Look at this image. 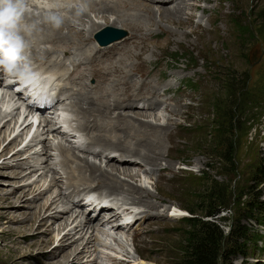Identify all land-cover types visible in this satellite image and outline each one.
Instances as JSON below:
<instances>
[{"label": "rangeland", "instance_id": "obj_1", "mask_svg": "<svg viewBox=\"0 0 264 264\" xmlns=\"http://www.w3.org/2000/svg\"><path fill=\"white\" fill-rule=\"evenodd\" d=\"M136 1H139L141 5L136 6L134 3H130L131 7L136 6V10H133L135 13L138 12L137 8L148 4L146 2L143 4L142 0ZM154 1L156 3L163 2V0ZM183 2L187 6L184 8L185 12L182 18L192 14L193 22L183 29L184 31L180 30L181 32L172 34V36H168L167 33L168 31L175 33V27L156 13L161 6L152 2L147 6L151 5L153 12L149 10L151 13H147L144 7L139 9L140 13L147 16L141 21L144 26L148 24L147 30L139 31V29H132L126 25L124 28L127 30L122 29L123 27H109L112 30L125 33V36L117 41L118 43L124 41L129 33L133 35L135 39L131 43L132 45L126 49H129L134 57L138 55L139 48L143 47L146 50L143 52V56L138 59L134 57L132 59L131 56L123 55L122 52V57L119 58L123 61L115 64L112 69L128 71L133 68L130 71L136 74L135 76L133 74L134 77L131 81L136 85L145 81L156 83L155 91L159 93L161 100L164 99L162 108L159 110L156 108L153 112H144L147 104L142 101L137 103L133 109H123L120 113L128 118L131 116L135 119L140 117L142 122L146 121L154 125L157 131L162 128L170 130V139L164 140L163 144L159 145V149L163 151L164 155L158 156L161 166L147 167L139 160L135 166H131L129 169L130 173L135 174L133 179L123 176V172L129 167L122 164V160H118V154L109 155L108 151L99 148L89 149L90 154L94 153L99 156L87 154L85 150H88L89 147L88 138L84 134L74 133V131L69 132L77 137L73 141L69 137L70 134L65 136L43 132L41 143H37L36 147L32 145L27 151L19 154L21 157L13 156L30 141L37 125L32 127L28 137L24 135L22 139H17V142L12 146L8 143L14 138L17 131L9 138H7L8 133L6 140L2 134L5 127L1 130L0 152L6 145H8V150L4 157L0 156V264H138L140 260L145 264H181L189 231L184 219L192 217L189 210L193 211L194 216L197 217L200 215V209L205 212L207 211L206 206L213 205L216 210H220L214 221L223 234L227 235L258 191L262 193V200H264V185L257 188L254 180L256 170L264 161V0H225L222 2L224 6L222 15H215L210 11L211 8L218 6L216 0H202L198 3L197 10L191 9L193 0H183ZM45 3L48 6H54L48 2ZM33 4L37 5V1ZM173 5L174 2L168 6L173 7ZM29 8L28 11L31 10ZM203 9L205 12H202ZM149 14L153 15L152 22ZM209 19H216L214 25L220 29V37L217 40H210L208 46L202 44L203 40L208 41L210 38L208 33L202 36L201 32L197 31L200 33L188 37L183 36L184 33L196 30V25H200L199 29L211 28ZM77 20L83 22V25L85 23L86 29L90 28L91 20L97 24H104L106 21L109 24L116 22L114 27L120 26L114 16L110 14L100 16L88 12L87 17L84 18L80 15ZM85 27L77 29L75 25L76 32L73 28L69 29V26L63 25V28H60L63 34L74 36L76 40L81 41L87 32ZM244 29L249 30V35H242ZM72 31L75 34H70ZM198 36L203 38L200 39ZM87 37L90 38L89 35ZM94 37L95 35L90 38V42L97 46ZM119 44L117 47H120ZM42 49L50 48L46 45H39L38 51L42 52ZM32 51L29 48L28 57H31ZM71 52L74 53L72 50ZM50 54L53 57L63 58L60 49L59 51L52 50ZM76 54L64 57L66 66L63 68L64 70H60V74L57 72L58 76L67 77L68 73L72 72L73 62L71 61ZM125 58L126 60H124ZM79 62L75 59V63L80 64L81 68L89 69L83 60H79ZM45 70L47 71V68ZM55 73L52 72V74ZM84 74L88 76L87 80H84L87 85L96 89L100 88L101 84L95 76H89L87 71H84ZM54 77L48 75L49 79L55 80V83L59 84L57 87L59 89L61 83L56 79L57 77ZM5 78L6 75L1 78V82ZM166 83H170V91L167 95H161V89ZM66 90L67 92L63 94V103L58 106L54 117L52 116L55 121L56 116L63 113L65 119L74 118L73 114L69 112L71 107H69L71 98L69 95L72 92L69 91V88ZM4 93L10 95L9 90L0 88V96ZM9 99L11 98H6L4 103L3 100H0V103L1 106H4L3 110L7 107L18 108L17 112H14L19 113L20 116L18 118L17 114L14 117L15 120L19 119L17 127L14 129L17 130L26 115L25 100L20 96L19 98L18 96L14 97V100L12 99L10 102ZM71 102L74 101L71 100ZM142 108L143 111H141ZM179 111L180 114H178ZM117 114L113 113V115ZM47 117L49 118V116ZM37 119L39 120L40 117ZM28 121L31 122L30 117ZM64 122L65 120L59 122L62 127L61 131L67 133L72 130L71 126L75 127L71 122H67L71 125ZM13 124L10 125L9 131L12 130ZM63 125L68 126L63 128ZM141 128L137 127L136 130ZM39 132H42L40 128ZM118 134V132L114 133L112 139H118L120 136ZM78 137L84 140L81 145ZM58 144L71 149L75 156H86L91 164L98 166L99 170L94 174H99L100 169L108 172L113 171V177L138 187L145 195H149L145 201L155 203L157 209L149 211L147 214L143 205L127 206L129 211L123 212L116 223L121 224L130 212L129 217L133 219L127 225L128 227L121 225V230H113L110 224L105 223L108 213L102 215L103 211L87 209L85 206H81L83 208L81 213H79L80 208L71 209L64 215H78L80 219L78 218L77 222L83 220L82 213L87 218L97 216V221L93 222V231L89 232L88 230L87 234L85 231L82 234H74L72 238L70 236L65 244L74 240L76 242L68 246L69 242L61 250L59 240L69 228L62 231L57 223L48 227L50 222L40 225L35 220L30 221V219H34L32 217L36 214L37 206L40 207V204L42 205L46 200L56 197L60 187L63 194L70 193L72 190L71 187L67 188L70 181L66 180L64 171L61 170L60 165L58 166L62 158L59 152H56ZM44 145L51 155V160L47 164L40 163L41 159H44L42 154L33 155V151L41 152ZM230 151H232V155L229 158ZM28 156H34V159L38 160V165L41 166L34 171L30 167L19 168L16 166L19 162H24ZM10 157L12 158L9 159ZM70 158L72 160L70 159L69 165L75 166L77 158L74 159L71 156ZM105 158L109 159L108 162ZM32 160L25 161L28 163ZM118 163L121 165L119 168H117ZM4 164L9 166L3 167ZM54 171H56L55 174L52 173ZM52 178L57 181H51ZM88 179L92 180V176ZM112 179L116 181V179ZM46 189L45 194L36 196L38 192ZM105 189L110 190V187H105ZM84 193L88 192L81 191L77 194L79 200H85ZM100 194L96 192L95 195L99 198ZM103 195L111 198L110 202L106 201L108 205L112 206L108 207L109 212L116 209L115 203L127 201L132 197L125 192H119L114 196H108L105 193ZM76 197L70 201L74 202ZM208 199L209 205L205 202ZM171 206L177 207L186 215L175 219L168 217L171 214ZM46 213L53 214L54 212L52 209L41 214ZM61 219L59 218L57 221L60 222ZM204 220L210 221L211 219ZM242 223L249 229L257 231L264 240V227L256 224L254 220H245ZM75 247L77 252L68 259L63 257L66 251H72ZM217 264H264V244L258 243L256 246L248 244L246 258L237 256L230 257L226 261L219 259Z\"/></svg>", "mask_w": 264, "mask_h": 264}, {"label": "bare ground", "instance_id": "obj_2", "mask_svg": "<svg viewBox=\"0 0 264 264\" xmlns=\"http://www.w3.org/2000/svg\"><path fill=\"white\" fill-rule=\"evenodd\" d=\"M32 1L33 3L37 1V5L33 4ZM35 1L25 0L26 5H28V8L30 7L29 9L31 10L29 11L26 10L24 14V23L28 25H35V29L33 30L31 36L25 37L26 39L29 40L31 44L30 48L31 50H33L31 57L29 56L30 57L29 60L31 61L32 65L39 73L42 72L44 74L43 77L44 80H40L42 84L54 83L52 82L53 80L48 78V75L52 77H54L55 75V77H57L56 79L61 83V86L59 87L60 95L55 98L56 99L55 103L49 106L46 111L45 109L44 110L40 109L38 111L42 118L40 117V119L38 120L36 131L32 135L30 141L26 145H24L22 149L15 152L13 156L19 155L22 152L27 151V149L32 147V145L36 147L37 143H41L40 140L43 135L42 134L43 132L45 134L57 133L60 135L69 136L70 134L69 132L74 131V133L75 132H78L80 134L82 133V135L84 134V136L88 138L89 147L88 150H85L87 154H90L89 151L90 148H99L108 151L109 155L118 154V158H119L118 160L119 161L122 160V164H126V166L129 167L127 170L123 172V176L133 179L135 174L130 173L131 171H129V169H131L130 168L131 166H135L139 160H141V163L145 164V166L147 167L156 168L158 166H161V162L158 159L159 158L158 156H164V155L162 153L163 151L159 149V145L163 144L164 140L170 139L171 136L170 130L168 128H162L160 131H157L154 125H152L151 123H147L146 121L142 122L143 120L141 121L140 117L139 118L137 117L135 119V117L131 118L132 117L131 116L128 118L125 115H123V113L122 114L120 113L122 112L123 109H133L137 103L142 101L147 104L146 111L144 112H153L155 111L156 108H158L159 110L164 105L163 104L164 99L161 100L159 98L160 96L159 93L158 92L156 93L155 91L156 83H154L153 81H145L140 85L138 84L139 85L138 86L131 81L132 77H134L136 74V73L134 74L133 71H130L133 70V68H130V70L128 71H124V69L123 70L112 69V67H114L115 64L121 62L122 59L119 57L122 55V52L123 55L131 56L130 58L134 57V54L131 53L129 49L126 48L132 45L131 43L135 38L133 37L132 34L128 32L129 34L127 37H125L124 41L122 40L121 42H119L120 44L117 41H115L107 46H104L107 48L100 46L98 42H96L97 46H99L100 48L97 47L96 45L90 42L91 40L90 38L96 33L100 32V30L109 27L111 28L123 27L122 29L127 30V28H124L126 25V26H130V28L132 29L134 28L139 29V31L142 29L147 30L148 28L146 26L148 24L144 26L143 23H141L142 19L147 16L143 15V13H140L139 9H142L144 7V10H146L147 13H149L150 11L153 12L152 7H150L151 5L147 6L151 2L154 4H158V6H161L160 8L157 9L156 13H158L159 16H161V18L166 19L169 22V24H172L175 27L174 28L176 30L175 33L171 31H168L167 33L168 36H172V34H176L180 30L185 29L193 22L194 17L192 14L188 15L186 18H182L185 12L184 8L187 6V4L183 2V0H171V3H169L170 0H163V2H158V3H156L154 0H142L144 1L143 4L146 3L148 4L143 5V7L141 8L140 7L137 8L138 12L135 13V11H133L135 7L139 4L141 5V3L136 0H35ZM123 1H127V2L123 3ZM193 1L194 3L191 6V9L193 8V10H197L199 8L198 3L201 2L202 0H193ZM216 1L218 2V6L216 8H211L210 11L215 15L218 14L222 15L224 9L222 2L225 0H216ZM45 2L53 4L54 6H48L47 3ZM173 2H174L173 7L168 6ZM130 3L131 4L134 3L136 6L131 7ZM81 5L87 6L86 10L80 13V15H82L84 18L88 16V12L91 13L93 12L94 14L100 16L110 14L114 16L115 21H117V23L120 26L114 27L116 22L114 24H112V22L109 24V22L106 21L104 22V24H97L91 20L90 28L86 29V27L84 26L85 23L83 25V22L77 20L78 16H80L77 15V11L79 10ZM33 11H36L38 13H34ZM202 12H205V9H203ZM49 13H60L64 16V23L61 26L62 28L63 25L69 26V29L71 28L74 29L75 25L77 29L85 27L84 29H86L87 32L84 35V38L81 41H78L74 36L71 37L69 35L63 34V32H61V28H53L51 24H49L45 19L46 15ZM149 17H151V22H152L153 15L149 14ZM208 21L211 28L199 29L200 25H196V30L190 31L189 33H184L183 36L188 37L192 34H198L200 32H201L200 35L202 34L203 36L206 33H208L210 38L208 39V41L203 40L202 42L203 45L208 46L210 44L208 43L210 40H217L218 37H220L219 35L220 29L214 25L216 19H209ZM156 27H158V25H156ZM76 31L77 30H75V32ZM130 32H132V30H130ZM70 34H75V33H73L72 31ZM87 35H89L90 38H88ZM198 37L200 39L203 38L201 36ZM117 44H119L120 47H117ZM39 45H46L50 49H46V50L42 49L43 51L40 52L38 51ZM141 45L143 44L141 43ZM59 49L61 50V54H63V58L58 56L57 57L51 56L50 52H52V50L59 51ZM71 50L74 51V53H77L73 61L70 60L71 62H73L72 72L68 73L69 72L68 71L67 77L63 75L58 76V73L60 74V70L66 66L64 57H70L72 54H74L71 52ZM144 51H146L145 48L143 47L142 49L139 48V53L134 58L138 59L139 57L143 56ZM75 59H77L78 62L79 60H83L87 64L89 69L81 68L80 64L75 63ZM124 60H126V58ZM45 68H47V71L45 70ZM84 71H87L89 76H95L97 81L101 84L100 88L96 89L95 87L86 84L87 82L84 80H87L88 76L84 74ZM52 72H56V73L52 74ZM3 76L4 75L0 73V88H3L2 86L5 87L4 85L5 80L3 79V81L1 82V78ZM62 77L65 78L62 79ZM5 88L7 90H10L9 89L10 86ZM68 88L69 91L72 92L71 95H69L68 93L69 97H71L69 99L70 102L69 107L71 106L69 112L73 114L74 118L71 120L66 118L64 119L65 120L64 123L71 122L72 124H74L75 127L71 126L72 130H69L66 133L64 131H61L62 127L61 125H59V122L57 121L58 119L55 121L53 117H54V113H56L55 111H58L57 109L58 106L61 103H63L64 100L63 94L67 92L66 89ZM169 91H170V83L169 84L166 83L161 89V93H162L161 95H167ZM4 94L0 96V100H3V103L6 100V98H11L8 100L9 102L13 99V97H10V95L7 94L4 95ZM71 100L74 102H71ZM1 107H0V133L1 130L5 127L4 131L2 132L3 138L5 139L8 133L9 134L7 135V138H9L11 135L14 134L15 131H17L16 135H14V138L8 143V145L12 146L17 142L16 141L17 139H22L24 135L28 137V134H30V131L33 127V123L28 121V118L31 115L30 108L25 107L26 115L23 117L24 119L20 124V126L18 127V129L14 130L15 127H17L16 125L18 124L19 121L18 118H20L19 113H14L15 111L17 112L18 108L10 109L7 107L6 109L3 110L4 106ZM141 111H143V108ZM114 112L118 114L113 115ZM46 113H48L49 118L45 115ZM180 113L181 112L179 111L178 114ZM17 114H18V118L15 120L14 117H16ZM145 115H147V113H145ZM11 124H13V128L12 130L9 131ZM68 125L71 124L69 123ZM66 126L65 128H67ZM137 127L140 128L142 127V128L136 130ZM39 128L41 129L42 132H39ZM116 131L120 134V136H118V139L116 138V140H113L114 138L112 139V137H114V133L115 134L117 133ZM69 137L72 139V141L74 140V138H77L72 134H70ZM78 140L80 145L84 143V140L81 137H78ZM8 145H6L2 149V151L0 152V156L4 157L6 155V151L8 150L7 147ZM41 149H42L41 152L33 151V155L38 156L42 154L44 156V159H41L40 163L47 164L51 160V155L49 154L45 145ZM56 149H57L56 152H59V155H61L62 157L58 166L60 165L62 168L61 170L64 171V174L67 177L66 180L70 181L67 184V188L71 187L72 190L70 193L63 194L61 190L62 188L60 187L59 194L56 197L52 198L51 200L50 199L46 200L45 203H43L42 205L40 204V207L37 206L36 208L37 211L35 212L36 214H34L32 217L34 219H30V221L35 220V222L36 221L39 222L40 225L50 222L51 224L48 227H51V225L53 226V223H57L59 224V227L61 228L62 231L69 228L65 233V235L62 236L61 239L59 240L60 243L59 247L61 248V250L65 248L66 247L65 245H67L70 242L69 241L67 244H65L70 238V236L72 238L74 234H79V233L82 234L84 231L86 233L88 230L89 232L90 230L93 231L94 230L93 222L97 221L96 219L97 216H95L94 218H87V216L84 213H82L81 217H83V220L77 222L78 218L80 219L78 215L77 216L64 215L69 210L71 211V209L80 208L79 209L80 212L79 211L78 212L81 213L83 212V208L81 206H85V208L87 209L90 208L91 210L92 209L94 210L96 207H98L99 212L103 211L102 215L108 213V217L106 218L105 223L110 224V227H112L113 230L114 229L121 230V225L126 227L133 219L129 217L131 213L130 212L127 218L123 219L121 224L116 223L117 219H120L119 217L123 212L129 211L127 206L143 205V207L146 209L147 214L149 213V211H153V210L155 211L157 209V206L154 205L155 203L152 204L145 201V199L149 198V195H145V193H143V191L138 187L128 184L124 182V180L121 181L117 179V177L116 178L113 177V171L108 172L107 170L100 169L99 174H94L96 173L95 171L99 170V167L96 166L95 164H91L86 158V156H82V157L75 156L71 149L69 150L68 148H64L63 145L61 144H58ZM91 154H93L94 156L98 155L94 153ZM19 156L21 157V155ZM70 156L74 159L77 158L76 163L75 164L73 163L75 166L69 165L72 160ZM11 158L12 157H10L9 159ZM34 158H35L34 156H28L25 160L33 159L31 162L28 161V163H26V161L24 160V162H19L18 164H16V166L19 168L23 166L30 167V169L34 171L37 167L41 166L38 165V160ZM105 160L107 161L109 159L105 158ZM110 161L112 160L110 159ZM129 161H134V162L129 163ZM119 163L117 165V168L121 167ZM5 166H9V165L4 164L3 167ZM52 173L55 174L56 171ZM91 176H92V180H89L88 177ZM112 178L116 179L117 182ZM51 181L55 182L57 180H55V178H52ZM105 187H110V190L105 189ZM81 191L88 192V193H84V197L87 202H85V200L82 199L79 200L77 194ZM46 192L47 189L38 192L36 196L37 197L42 196ZM96 192L101 193L99 195V198L96 197L95 195ZM119 192H125L127 195L132 197L129 200H127L126 197L125 199L127 201H123V202L121 201L115 203L114 206L116 207L115 209L116 211L114 210L109 212L108 207H112V206L108 205L106 201L110 202L111 198H108L103 194L105 193L108 196H114V194L118 195ZM75 197L76 200L74 202H71L70 199H73ZM52 209L54 212L53 214H51L52 212L43 215L41 214L42 212L43 213L48 212ZM170 211L171 214L168 216L170 218L175 219L186 215L183 211L179 210L175 206H171ZM59 218H62L60 222L57 221V219ZM75 242L76 240L70 242L68 246H71ZM75 252H77L76 247L73 248L72 251L71 250L66 251L63 254V257L68 259ZM138 264H145V263H143V261L140 260L138 261Z\"/></svg>", "mask_w": 264, "mask_h": 264}, {"label": "trees", "instance_id": "obj_3", "mask_svg": "<svg viewBox=\"0 0 264 264\" xmlns=\"http://www.w3.org/2000/svg\"><path fill=\"white\" fill-rule=\"evenodd\" d=\"M242 35H249V30L244 29ZM231 155L232 151H230L229 158ZM254 180L257 188L264 185V161L256 170ZM205 202L208 203L207 205L210 204L209 199ZM206 208L205 212L200 209V215L197 217L194 216L193 211L188 209L192 217L184 219L189 231L181 264H217L219 259L226 261L230 257L237 256L246 258L248 244L252 246L258 243L264 244L263 237L257 231L249 229L242 223L245 220H254L256 224L264 227V200H262L261 192L258 191L247 204L227 235L223 234L214 221L220 210H216L213 205L206 206ZM206 218L211 220H204Z\"/></svg>", "mask_w": 264, "mask_h": 264}, {"label": "clouds", "instance_id": "obj_4", "mask_svg": "<svg viewBox=\"0 0 264 264\" xmlns=\"http://www.w3.org/2000/svg\"><path fill=\"white\" fill-rule=\"evenodd\" d=\"M27 7L25 0H0V73L22 83L39 75L27 55L31 44L25 37L31 36L35 29V25L24 23ZM86 7L81 5L77 15ZM45 19L53 28H60L64 23L60 13H49Z\"/></svg>", "mask_w": 264, "mask_h": 264}, {"label": "water", "instance_id": "obj_5", "mask_svg": "<svg viewBox=\"0 0 264 264\" xmlns=\"http://www.w3.org/2000/svg\"><path fill=\"white\" fill-rule=\"evenodd\" d=\"M125 36L123 31L118 32L110 28L101 30L99 33L95 34V40L100 46H107L115 41L121 40Z\"/></svg>", "mask_w": 264, "mask_h": 264}]
</instances>
